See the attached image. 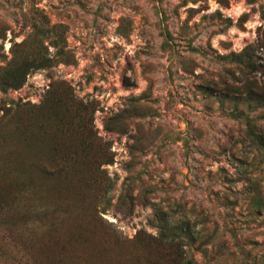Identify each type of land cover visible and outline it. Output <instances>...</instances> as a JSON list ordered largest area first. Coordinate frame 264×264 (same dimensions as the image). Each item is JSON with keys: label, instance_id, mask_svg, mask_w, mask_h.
<instances>
[{"label": "rangeland", "instance_id": "obj_1", "mask_svg": "<svg viewBox=\"0 0 264 264\" xmlns=\"http://www.w3.org/2000/svg\"><path fill=\"white\" fill-rule=\"evenodd\" d=\"M0 264H264V0H0Z\"/></svg>", "mask_w": 264, "mask_h": 264}, {"label": "trees", "instance_id": "obj_2", "mask_svg": "<svg viewBox=\"0 0 264 264\" xmlns=\"http://www.w3.org/2000/svg\"><path fill=\"white\" fill-rule=\"evenodd\" d=\"M28 62H24L22 61V63L13 69H9L8 71L5 72V77L3 79L0 80V83L2 85H7L10 81L12 82H16L19 81V75L20 72L22 71V69L27 65Z\"/></svg>", "mask_w": 264, "mask_h": 264}]
</instances>
